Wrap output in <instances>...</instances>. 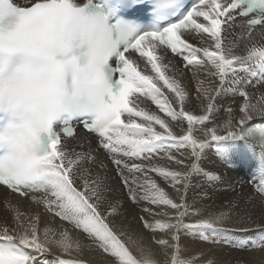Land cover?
Here are the masks:
<instances>
[{
  "label": "snow or ice",
  "instance_id": "snow-or-ice-1",
  "mask_svg": "<svg viewBox=\"0 0 264 264\" xmlns=\"http://www.w3.org/2000/svg\"><path fill=\"white\" fill-rule=\"evenodd\" d=\"M169 53L219 81L215 95L196 90L202 114L186 109L189 94L169 74ZM245 84L264 85V0H0V186L43 205L113 264H158L135 241L134 254L131 237L110 220L117 206H106L110 190L90 167L98 157L91 145L74 146L79 124L116 166L129 200L149 205L140 220L153 238L168 237L155 239L171 250L165 264H198L182 258L181 232L207 239L228 231L223 214L186 223V201L171 198L152 174L179 191L214 143L225 162L234 155L256 162L264 195V119L253 122L264 117V94L253 104L237 89V116L229 108L222 126L209 127L220 93ZM146 100L164 117L141 107ZM176 121L186 128L175 131ZM159 153L186 170L153 164ZM13 220L0 229V264H83L44 258L52 244L68 255L81 250L67 229L49 240L45 228L42 240L38 215L17 212ZM253 247H264V235Z\"/></svg>",
  "mask_w": 264,
  "mask_h": 264
},
{
  "label": "bare ground",
  "instance_id": "bare-ground-1",
  "mask_svg": "<svg viewBox=\"0 0 264 264\" xmlns=\"http://www.w3.org/2000/svg\"><path fill=\"white\" fill-rule=\"evenodd\" d=\"M167 60L171 61L169 74H174L189 94V98L185 102L186 109L193 111L194 114H202L203 105L196 99V90L198 88L202 92L208 90L215 95L212 90L216 88L219 81L205 75L204 70L184 68L183 61L170 53ZM148 72L155 76L154 73H151L150 66ZM160 83L162 85V82ZM237 89L239 91L246 89L252 98L251 102L253 104L261 102V96L264 94V85L245 84L227 88L220 93L215 102V109L209 127L222 126L229 117L227 111L229 108L232 109L231 115L233 117L237 116L239 107L243 104V99ZM164 91L168 93L167 89H164ZM168 94L171 95V93ZM141 107L164 117V114L159 112L150 100L144 101ZM258 119H264V117L253 116V121ZM173 125L174 130L178 132L181 127L186 128L187 122L176 121L173 122ZM156 127L157 130H160L159 126ZM220 131L223 134L222 127ZM89 145H91L93 155L98 157L97 162L90 165V167H92L94 174L98 173L104 179L106 187L110 190L107 193L106 206H117V213L110 217L114 227L117 230H123L128 237H131L129 246L133 250L136 247V244L133 243L135 241L144 247L146 252H150L152 258L157 260L158 264H165L166 260L171 258V250L164 249L156 244L152 238V233L143 227L140 220L141 216L147 217L142 209L149 205L143 200L138 203L129 200L127 189L122 185L116 166L111 162L109 156L97 147L93 135L78 132L74 141L77 151H87ZM177 155L179 154L177 153ZM166 156V153L155 155L152 161L153 164L161 167L167 166L172 169L180 168L182 171L186 170L184 166L168 161ZM101 162L106 167L101 168ZM136 162L139 163V160ZM249 162L247 157L239 155H234L230 162H225L218 155L213 143L201 157L198 165L199 171L193 172L189 176L186 187L178 186L179 191L167 181L157 177L154 173L152 174L153 178L157 180V183L165 189L171 198L179 201L183 197L186 201L190 213L185 220L186 223H190L197 218L223 214V226L228 231L212 233L207 239L192 233L181 232L182 258H198V264H264V247H253V242L259 236L264 235V232L258 231L260 228H264V199L251 185L257 183L258 178L255 174V164H249ZM185 163L190 164L191 161L186 159ZM17 212L20 213L22 218L39 216L38 229L42 240L44 239L45 228L50 229L49 240L59 239L61 231L67 229L71 239L81 244V250L73 251L71 255L63 253L60 248L52 244V250L44 254V258L49 261L61 258L78 259L83 264H113L111 257L102 250L97 249L79 230L73 229L66 221H61L59 217L53 216L41 205L34 204L30 197L17 196L0 186V229L6 224L14 226L13 217ZM241 227L246 228L247 231H241ZM149 236H151L150 239ZM156 238L167 239L168 237L158 236ZM237 245L246 247H237ZM165 251L168 253L167 258L164 256ZM38 264H43V260H40Z\"/></svg>",
  "mask_w": 264,
  "mask_h": 264
},
{
  "label": "rangeland",
  "instance_id": "rangeland-1",
  "mask_svg": "<svg viewBox=\"0 0 264 264\" xmlns=\"http://www.w3.org/2000/svg\"><path fill=\"white\" fill-rule=\"evenodd\" d=\"M26 3H27V0H26ZM240 194H241V193H240ZM127 195H128V192H127ZM41 207H43V206L41 205ZM148 238L150 239L151 236H149ZM152 238H153V237H152ZM153 239H154V241H155V238H153ZM134 252H135V250H134ZM135 254L138 255L136 252H135Z\"/></svg>",
  "mask_w": 264,
  "mask_h": 264
}]
</instances>
